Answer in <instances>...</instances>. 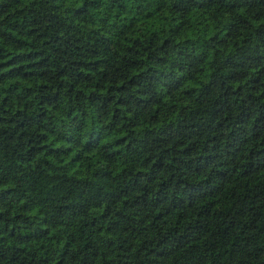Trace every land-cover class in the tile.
Returning <instances> with one entry per match:
<instances>
[{
	"label": "trees",
	"instance_id": "16d2710c",
	"mask_svg": "<svg viewBox=\"0 0 264 264\" xmlns=\"http://www.w3.org/2000/svg\"><path fill=\"white\" fill-rule=\"evenodd\" d=\"M0 264H264V0H0Z\"/></svg>",
	"mask_w": 264,
	"mask_h": 264
}]
</instances>
